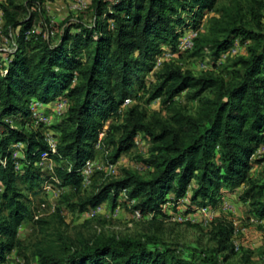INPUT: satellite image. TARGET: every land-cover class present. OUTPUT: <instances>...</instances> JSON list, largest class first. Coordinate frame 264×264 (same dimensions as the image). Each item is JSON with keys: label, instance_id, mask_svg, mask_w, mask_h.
Wrapping results in <instances>:
<instances>
[{"label": "trees", "instance_id": "1", "mask_svg": "<svg viewBox=\"0 0 264 264\" xmlns=\"http://www.w3.org/2000/svg\"><path fill=\"white\" fill-rule=\"evenodd\" d=\"M218 1L91 0L93 26L71 24L57 42L44 29L28 38L37 16L29 8L36 0L0 3L6 35V29L18 33L16 48L0 51V264L23 245L18 231L32 219L30 196H38L49 183L82 190L81 171L96 158L103 133V145L112 146L114 162L139 140L150 144V157L143 160L150 178L125 171L121 179L80 198L73 208L86 212L108 203L114 211L128 201L133 202L132 214L138 211L160 225L181 205L184 213L201 207L217 211L227 202L225 197L236 196L248 184L236 200L249 202L254 218L264 220V184L248 177L253 166L264 162V157L253 158L264 142V6L252 0L247 12L239 4L217 10ZM210 13L215 14L207 18L208 31L202 34L203 17ZM188 30L199 31L192 51L207 60L211 71L197 77L163 62L150 100L164 97L169 120L149 117L138 106L123 111L136 96V84L156 70L166 51L181 54L179 39ZM239 39L251 43L247 55L219 65L222 54ZM227 62H231L229 78L213 72ZM184 91L199 100L194 115L174 107L173 100ZM59 100L66 102V111L46 128L57 141L52 154L43 131L31 127V105L39 103L42 111L43 105ZM116 121L121 124L104 130L108 122ZM112 129L118 138L110 134ZM16 144L25 146L17 158L19 170L12 157ZM44 152L55 163L52 181L37 165ZM234 236L231 226L221 228L216 254L233 251ZM66 249L54 244L39 247L38 264H217V260L197 263L194 257L150 248L148 242L130 237L101 236L73 252Z\"/></svg>", "mask_w": 264, "mask_h": 264}, {"label": "rangeland", "instance_id": "2", "mask_svg": "<svg viewBox=\"0 0 264 264\" xmlns=\"http://www.w3.org/2000/svg\"><path fill=\"white\" fill-rule=\"evenodd\" d=\"M4 1L0 0V3ZM26 1L18 0V3L24 4ZM36 1L35 6L29 8L30 13H37L32 29L46 30L51 29L50 25L53 26L54 33L51 38L55 42L60 40L64 30L71 24H81L82 22L87 26H93L94 18L91 9L74 13L69 9L67 0ZM87 1L89 4L91 3V0ZM257 1L263 3L264 6V0ZM237 4L241 5L246 12L248 7L253 5L252 0H219L216 9L218 10L223 6L233 7ZM214 14L210 13L203 17L200 26L202 34L208 31L207 18ZM247 15L250 17L248 13ZM262 26L264 29V20ZM11 31L14 30L7 31L6 29L8 34ZM237 42L239 47L237 56H246L247 47L251 43L242 44L240 39ZM12 48L13 44L10 40V43L6 44V49ZM165 49L169 50L168 48ZM157 61L173 63L184 72H190L197 77L211 71V66L207 64V60L194 55L193 51L175 56H172L170 51H166L164 56ZM230 64L231 62H227L225 65L223 64L214 69L213 72L218 76L229 78L231 69H227V67ZM160 70L161 66L156 68L153 73L147 74L136 84L134 88L136 96L124 104L123 111L138 106L145 110L149 117L158 116L162 120H169L171 112L168 110V105L164 104V97L150 100L152 92L159 84L155 74ZM189 94L190 91H184L175 97L173 103L175 108L185 114L194 115L198 110L199 100L191 99ZM207 95L208 93L204 94V96ZM55 104L56 102H52L43 105V107L47 109L52 107L53 109ZM52 109L47 113H51ZM58 120L59 118L54 117L53 124ZM120 124L121 121L108 122L104 130L109 132L112 125L119 126ZM110 134L114 138L119 136L116 129H112ZM101 135L104 137V133ZM150 149V144L139 140L133 149L124 154L117 162H114L112 146L102 145V148L96 151L97 163L101 169L95 171L90 182L84 184L82 190L74 192L70 188L55 185L53 188L61 192L58 197L45 195L43 191L38 196H30L32 219L24 223L18 231V238L23 245L19 250L20 252L15 250L6 256L5 264H38L39 259L36 254L41 246L46 247L49 244H54L67 247L66 251L68 253V249L73 252L74 249L82 248L84 244H94L97 238L101 236L130 237L141 240L143 243L148 242L150 248L168 249L186 259L194 257L197 263L217 260V264H264V223L251 222L254 215L251 213L249 202L243 204L239 199V202L234 200L232 196L225 197L232 208L228 211L223 210L222 206L219 207L215 212L214 219L207 224H201L199 221L195 223L190 221L177 223L171 221V217L162 219L160 225L149 222V219L133 220L131 218L133 202L127 201L126 194H123L121 198L127 202L122 201L119 204V210H117V207L113 211L111 204L104 203V215L94 216L93 218H85L82 216L84 212H81L78 208H73V205L79 203L80 198H86L110 182L121 179L125 175V171L149 179L151 170L145 167L143 160L150 157ZM50 166L51 164L46 162L40 170L52 181L54 174L49 168ZM248 177L259 185L264 184V162L253 166L248 173ZM247 186L248 184L243 185L237 192L236 198L246 190ZM184 211L185 208L183 207L175 215L187 216L189 213H184ZM227 226H231L235 230L232 243L233 251L216 254V250L219 248L218 232L221 228ZM153 236L158 238V241H155L156 243L150 241ZM234 243L238 244V251L235 250ZM224 256H228V259L224 260Z\"/></svg>", "mask_w": 264, "mask_h": 264}, {"label": "built area", "instance_id": "3", "mask_svg": "<svg viewBox=\"0 0 264 264\" xmlns=\"http://www.w3.org/2000/svg\"><path fill=\"white\" fill-rule=\"evenodd\" d=\"M69 4V9L76 13V12H84L88 10L89 8V2L87 0H67ZM5 24H6V14L5 11L0 7V51H12L16 48V38L18 36V33L14 30L9 33V35H6L5 33ZM51 29H46L47 32V37H52L54 31L52 30L53 26H51ZM35 32H38L37 30H31L27 32L28 38ZM199 31L195 30H188L184 35L179 39V45H178V51L179 53H186L190 52L194 49L195 46V39L198 37ZM10 40L13 44L12 49H6V44L10 43ZM239 47L238 43H236L233 47H231L229 50H227L225 53L222 54L221 59L219 61V64H222L229 59L235 58L238 55ZM162 65L161 62L157 61L156 63V68L160 67ZM41 105L39 103H33L31 105V122H32V128L33 129H40L43 131L44 136H45V141L49 147V150L52 154L56 153V146H57V141L56 138L46 130L47 127L53 124V118H62L66 108L67 104L63 100H59L56 102L55 106L52 109L51 113H46L40 111ZM6 123L12 124L11 121L5 120ZM103 136H99V141L96 144V151L100 150L103 145ZM24 145L22 144H16L12 147V157L15 162V170H19L20 168V163L17 161V158L19 157V152L20 150L24 149ZM50 153L44 152L41 155V160L37 164L39 168H42L46 162L50 163L51 166L49 167L54 174V168H55V163L50 159ZM264 157V142L263 144L257 149L255 154L253 155V158H263ZM54 165V166H53ZM101 168L99 167L97 163V159H92L86 162L85 166L83 167L81 173H82V178H83V185L88 184L90 182V179L94 175L95 171L100 170ZM71 170V166L69 167V171ZM56 182L59 183L58 180ZM0 190H2V187H0ZM43 193L48 196H54L58 197L60 195V190H56L53 188L51 185H45L43 188ZM167 205H170L169 203ZM223 210H230L232 206L228 204L227 202L223 203L222 205ZM221 208V209H222ZM119 210V207L117 208ZM104 204L88 210L82 214L83 217L85 218H93L94 216H99V215H104ZM215 210L210 209L209 207H201V208H196L194 209V212L189 213L187 216H181V215H172L170 220L173 222L177 223H184V222H196L199 221L201 224H207L209 221H212L215 216ZM131 218L133 220H142L144 219L141 213L138 211H134ZM251 222L253 223H258L262 224L264 223V220H258L251 218ZM235 250H239V246L237 243H234Z\"/></svg>", "mask_w": 264, "mask_h": 264}, {"label": "crops", "instance_id": "4", "mask_svg": "<svg viewBox=\"0 0 264 264\" xmlns=\"http://www.w3.org/2000/svg\"><path fill=\"white\" fill-rule=\"evenodd\" d=\"M51 109H52V107L49 108V110H51ZM41 110H42V111H44V110L48 111V109H47V108H44V107H42ZM0 187H1V186H0ZM2 191H3V190H1V193H2ZM232 198H233L234 200H236V196H235V195H233ZM182 208H183V206H180V209H182ZM193 212H194V211H193Z\"/></svg>", "mask_w": 264, "mask_h": 264}]
</instances>
